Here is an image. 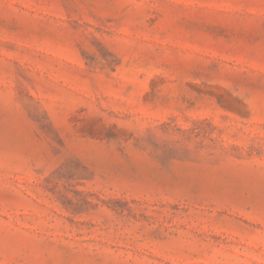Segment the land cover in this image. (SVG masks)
I'll use <instances>...</instances> for the list:
<instances>
[{
    "label": "rangeland",
    "instance_id": "rangeland-1",
    "mask_svg": "<svg viewBox=\"0 0 264 264\" xmlns=\"http://www.w3.org/2000/svg\"><path fill=\"white\" fill-rule=\"evenodd\" d=\"M0 264H264V0H0Z\"/></svg>",
    "mask_w": 264,
    "mask_h": 264
}]
</instances>
